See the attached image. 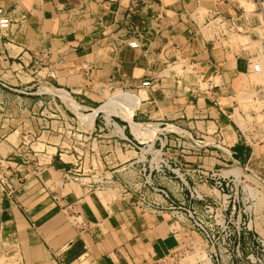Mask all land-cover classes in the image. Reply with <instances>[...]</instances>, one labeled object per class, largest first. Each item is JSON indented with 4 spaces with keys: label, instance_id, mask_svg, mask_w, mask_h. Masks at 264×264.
I'll return each instance as SVG.
<instances>
[{
    "label": "crops",
    "instance_id": "0c3cea01",
    "mask_svg": "<svg viewBox=\"0 0 264 264\" xmlns=\"http://www.w3.org/2000/svg\"><path fill=\"white\" fill-rule=\"evenodd\" d=\"M201 6L223 14L219 0H0L12 19L0 39V155L14 168L13 192L0 197V264H159L178 249L169 212L142 211L100 184L120 182L136 157L111 120L144 149L154 134L174 137L170 126L214 148L187 151L183 168L249 165L264 178L263 128L232 117L249 62L199 37ZM180 61L188 78L212 79L207 87L168 69ZM50 99L75 120V138L41 105Z\"/></svg>",
    "mask_w": 264,
    "mask_h": 264
},
{
    "label": "built area",
    "instance_id": "2783aa9c",
    "mask_svg": "<svg viewBox=\"0 0 264 264\" xmlns=\"http://www.w3.org/2000/svg\"><path fill=\"white\" fill-rule=\"evenodd\" d=\"M113 1L115 0H106L107 3ZM226 2L253 3L264 25V0ZM11 23L12 19L0 7V39ZM127 46L137 48L138 43L132 40ZM260 47L264 56V33L260 39ZM252 70L259 72L260 64L252 63ZM142 85L147 86L149 82L145 81ZM2 87L7 86L0 81V96ZM19 92L23 93L24 90ZM17 105L20 107L19 101ZM41 105L46 112L56 114L69 139L75 138V120L66 116L54 99L41 102ZM22 109L24 107L20 109L21 112ZM110 125L114 135L117 138L122 137L119 139L126 143V148L135 151L136 157L124 166L119 176L120 182L111 177L100 184L118 186L121 198L142 211L169 212L173 226L176 225L183 231L192 230L201 237L210 264H264V236L256 228L257 211L252 193L253 190L264 191V178L256 168L249 165H243L240 171L183 168L180 158L187 151L208 148L211 154L214 148L210 143H201L189 130L179 131L176 126H170L171 129L166 131L174 137L168 139L166 133H160L150 149L146 150L141 143L120 133L119 125L115 121L111 120ZM261 127L263 128L262 125ZM262 134L264 137V133ZM170 148H176L177 152H168ZM164 153L169 155L163 156ZM13 170L9 159L0 155V197L10 196L13 192L14 187L10 181ZM244 181L250 184H243ZM172 191L176 195H172Z\"/></svg>",
    "mask_w": 264,
    "mask_h": 264
},
{
    "label": "rangeland",
    "instance_id": "374dc122",
    "mask_svg": "<svg viewBox=\"0 0 264 264\" xmlns=\"http://www.w3.org/2000/svg\"><path fill=\"white\" fill-rule=\"evenodd\" d=\"M219 2L223 12V14L220 13L221 15L217 13L210 14L202 6L196 11L200 16L198 35L201 39L208 41L209 45L211 43L221 45L233 58L240 57L243 59V56L246 57V61L249 62L250 73H252L249 75L241 74L242 82L244 79L249 85L247 88L243 86L236 88V104L234 105L235 109H233L232 117L237 119L238 123L248 130L256 124L262 125L264 128V56L260 47L264 25L261 22L257 7L253 3H227L226 0H219ZM253 19H257V26L252 23ZM256 32L258 40L256 39ZM256 62L261 66L259 72L252 70V63ZM168 69H173L183 74L186 84H189L190 88L199 87L203 89L211 82L207 76L198 75L197 78H188L187 73H192L191 66L188 63H182V61L171 64ZM214 79L217 81L216 76H214ZM61 97L68 103L67 97ZM154 139L152 138L151 141H154ZM168 155V153L163 154V156ZM245 183L250 184L248 181L243 182V184ZM114 187L116 188L117 186H111V188ZM252 193L254 195L255 211H257L260 204L261 196L259 193L261 191L256 192L253 190ZM172 229L177 235L180 245L178 249L164 259L162 264H210L206 255L205 243L197 233L192 230L183 231L176 225Z\"/></svg>",
    "mask_w": 264,
    "mask_h": 264
},
{
    "label": "bare ground",
    "instance_id": "6f19581e",
    "mask_svg": "<svg viewBox=\"0 0 264 264\" xmlns=\"http://www.w3.org/2000/svg\"><path fill=\"white\" fill-rule=\"evenodd\" d=\"M248 3H250V2H248ZM211 81V80H210ZM47 90V89H46ZM45 90V91H46ZM61 96H65V97H67L66 98V100H68V104H70L71 105V107H73L72 109L73 110H75V111H77V112H80V111H78L77 110V107H76V105H75V103L73 102V100L71 99V98H69L67 95H65L64 93H61ZM71 109V110H72ZM169 129H171V128H169ZM155 135V134H154ZM154 135L149 139V141H148V147L146 148V150H149L150 149V146H151V144H152V142L153 141H151V139L152 138H154ZM231 168H233V167H231ZM236 171V170H235ZM238 171V170H237ZM200 256V255H199Z\"/></svg>",
    "mask_w": 264,
    "mask_h": 264
}]
</instances>
